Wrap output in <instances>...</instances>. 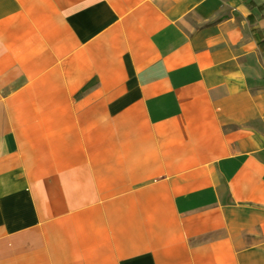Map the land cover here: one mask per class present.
<instances>
[{"label": "crops", "instance_id": "1", "mask_svg": "<svg viewBox=\"0 0 264 264\" xmlns=\"http://www.w3.org/2000/svg\"><path fill=\"white\" fill-rule=\"evenodd\" d=\"M0 264H264V0H0Z\"/></svg>", "mask_w": 264, "mask_h": 264}]
</instances>
